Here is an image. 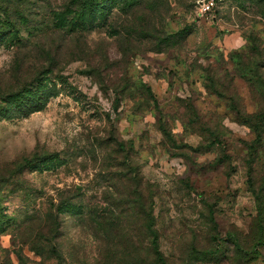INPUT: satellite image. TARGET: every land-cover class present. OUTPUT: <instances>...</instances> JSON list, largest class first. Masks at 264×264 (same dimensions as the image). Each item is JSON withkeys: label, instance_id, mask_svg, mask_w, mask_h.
Listing matches in <instances>:
<instances>
[{"label": "rangeland", "instance_id": "1", "mask_svg": "<svg viewBox=\"0 0 264 264\" xmlns=\"http://www.w3.org/2000/svg\"><path fill=\"white\" fill-rule=\"evenodd\" d=\"M197 1L0 0V264H264V0Z\"/></svg>", "mask_w": 264, "mask_h": 264}, {"label": "built area", "instance_id": "2", "mask_svg": "<svg viewBox=\"0 0 264 264\" xmlns=\"http://www.w3.org/2000/svg\"><path fill=\"white\" fill-rule=\"evenodd\" d=\"M219 0H198L196 3L197 12L205 17L206 15H213V12L218 7Z\"/></svg>", "mask_w": 264, "mask_h": 264}, {"label": "trees", "instance_id": "3", "mask_svg": "<svg viewBox=\"0 0 264 264\" xmlns=\"http://www.w3.org/2000/svg\"><path fill=\"white\" fill-rule=\"evenodd\" d=\"M93 3L94 2H91V4H92L91 11L95 14V10L97 11V9H96V7H95V5Z\"/></svg>", "mask_w": 264, "mask_h": 264}]
</instances>
